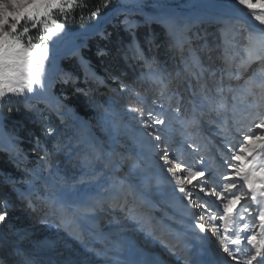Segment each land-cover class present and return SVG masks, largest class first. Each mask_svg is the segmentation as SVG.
<instances>
[{
    "label": "rangeland",
    "instance_id": "1",
    "mask_svg": "<svg viewBox=\"0 0 264 264\" xmlns=\"http://www.w3.org/2000/svg\"><path fill=\"white\" fill-rule=\"evenodd\" d=\"M209 1L108 0L107 6L103 3V8L113 10L123 7L153 14L163 12V15L143 17L118 15L109 26L131 32L139 26L158 24L171 37L176 55L185 50L187 59L183 64L189 66L186 67L188 70L193 66L200 68L195 64L198 62L196 50L205 48L202 41L205 27H215L222 37L223 46L213 69L215 81L212 86L203 81L198 85V91L193 93L191 84L183 83L181 77L176 79L175 84L170 80L165 64L146 63L140 72L141 78L146 81L160 77V71L166 72L164 78L159 80V88L152 99L133 94L136 103L105 100L103 88L113 89L107 84L109 73L104 67L96 71L84 57L83 52L88 50L86 41L78 53H70L57 62H46L42 83L33 85L32 92L22 95L9 93L0 98V144L7 149L0 146V151L7 153V161L18 171L16 178L9 177L10 182L20 184L16 187L18 196L40 201L41 205L38 206L43 207L41 210L46 222L58 218L60 226L65 228V239H62L59 229L52 224L46 231L45 223L42 229L37 224L13 229L7 220L0 221V243L8 247L7 251L21 256L22 264H39L34 260L36 258H45L57 264H154L138 258L147 254L139 249L140 244L142 248L156 250L159 257L163 256L155 261L157 264H165L166 260V264H186L182 257L184 250H180L172 240L164 246L161 241L166 240L163 234L168 235L169 231L176 232L178 239L183 240L195 236L189 205L195 201L203 207L201 217L203 221L207 219L204 222L208 225V232L215 231L218 222V225L224 222L213 218L224 214L223 204L227 202L226 197L231 195L223 191V185L229 182L239 185L236 168L244 162L251 167L247 153L240 154L241 160L231 157L239 152L238 146L245 135L262 132L255 125L264 121V37L251 32V28L239 20L219 21L192 11L195 5ZM216 1L238 4L237 0ZM80 2L78 0V4ZM7 10L15 11L10 5ZM73 10L64 14L55 10L52 18L63 24V29L70 30L68 23L72 22ZM257 10V14L264 11L260 8ZM170 12L178 15L170 19L172 15H167ZM247 16L248 20L264 27L250 13ZM13 22L9 19V23ZM24 26L30 28L27 36L21 37L25 44L28 36L32 37L33 43L41 42V27L31 28V22L26 23V18H22L17 33ZM4 30L10 31L7 25ZM96 37L105 40V29ZM192 42L196 44L193 48ZM98 43L99 40L95 44L97 57L105 53ZM134 48L139 50L136 42ZM183 64L177 65L179 72ZM188 72L193 73L191 70ZM75 82L91 84L90 89L86 86L83 90L91 98L90 119L74 112V106L68 101L71 93H60L67 85L74 92L80 90L74 85ZM180 83L182 92L191 98L194 120L190 115H185L181 107L171 109L166 102L168 88ZM121 91L128 93L124 86H121ZM173 92L181 105L182 92L175 88ZM195 118L200 120L196 121ZM157 120L163 123H156ZM26 124L33 129H26ZM178 145L184 150H177ZM38 151L44 157H36L34 152ZM49 152L62 156L65 165L50 161ZM255 154L264 159L261 149H257ZM256 158L251 160L255 161ZM124 164L130 166L126 176L123 173ZM177 164L181 167L174 176L168 169L175 168ZM121 166L122 173H119ZM188 169L203 171L204 176L197 177L189 184ZM113 176H122L125 182L135 184L142 191L136 196L135 186L132 189L127 186L129 191L124 194L123 200H108L111 213L107 214V218L101 217V223L95 229L97 221L87 205L95 201L93 194L105 195L108 189L114 190L108 187ZM180 187H184L185 192H181ZM201 188L205 191L202 192ZM213 188L221 192V198L211 195ZM231 191L237 194L243 192L240 187ZM246 192L239 202L241 205L246 200ZM242 206L250 210L249 204ZM152 209H160L162 216L173 224L163 219H153ZM246 213L241 210V216ZM248 217L250 222H247L254 226L253 229L256 228L259 221L257 216L253 218L249 214ZM145 220L153 224L154 233H150L157 236L155 241L152 234L141 235L143 229L140 224ZM81 222L94 230L81 227ZM164 226H168L169 230H160ZM219 228L224 234V227L220 225ZM42 232L50 234L45 237ZM87 232H92V235L89 236ZM252 234L256 236L255 246L264 243V234L260 229ZM215 239L212 234L209 235L211 245L220 250L221 244ZM21 240L28 242L21 244ZM72 241L76 244L74 248ZM249 246L250 254H254L255 246ZM76 248H79V252ZM80 249L97 260L85 261L80 256ZM252 264H256V260Z\"/></svg>",
    "mask_w": 264,
    "mask_h": 264
},
{
    "label": "trees",
    "instance_id": "2",
    "mask_svg": "<svg viewBox=\"0 0 264 264\" xmlns=\"http://www.w3.org/2000/svg\"><path fill=\"white\" fill-rule=\"evenodd\" d=\"M255 1V0H253ZM108 2V0H107ZM81 4L84 7L77 6L72 12V22L68 23V28L70 30H75L81 26L91 23L95 17L105 11L108 8H103V3L106 0H81ZM97 9L99 11L97 12ZM93 12H97L93 15ZM114 20V21H113ZM113 23L116 21L113 19ZM104 32V31H103ZM105 34L107 35L105 40H101L99 37L89 40L88 50L84 51L83 55L89 60L92 67L96 71H100L104 67L109 75L107 78V84L113 87L103 88V98L105 100L110 99L117 103H136L133 100V94H138L146 97L147 99H152L157 88H159V80L164 78L166 72H159L160 77L157 79H151L146 81L140 76V72L146 63H155L156 65L165 64L167 68L168 75L171 77L170 80L176 83V79L181 77L183 83L188 82L191 84V91L193 93L198 91V85L206 81L210 86H212L215 81V73L213 72L214 66L219 61V57L222 54L223 40L215 27H205V32L202 36V41L205 43V48H199L196 50L197 63L200 68L196 69L193 66L188 71V65L183 64L186 61L187 56L184 52L182 54H175L172 49V39L167 36L162 27L158 24H151L149 26H139L134 31H125L121 27L108 26L105 28ZM134 37V38H132ZM134 39V40H133ZM99 40V46L104 49L105 53L100 56H96L95 44ZM134 42L138 46V51L134 48ZM195 42H192L191 47H194ZM82 51V50H81ZM186 57V58H185ZM179 63L183 64L181 72L178 71ZM196 69V70H195ZM214 78V79H213ZM200 81V82H199ZM199 82V83H198ZM75 82L74 85L79 88L77 92L73 91L72 87L68 85L64 88L63 93H71V98L68 101L74 106V112L85 118L90 119L91 103L89 93L83 91L87 86L89 89L91 84H78ZM121 86L127 88L128 93H123L121 91ZM178 89L182 92V84L175 87H169L167 90L166 102L169 108L181 107V111L185 115H190L193 118L191 98L187 93L182 92L181 105L178 104L177 98L174 96L173 89ZM82 90V91H81ZM156 97V95H155ZM26 129L32 130L33 128L29 125H25ZM25 137V135H21ZM25 143V142H24ZM182 149L180 146L178 149ZM179 151L181 152V150ZM36 157H44L41 151L34 152ZM50 161L65 165V161L62 156H56L52 152H49ZM18 171L16 167L7 161V153L0 151V215L6 214L5 220H7L8 225H12L13 229L21 228L26 225L37 224L40 229L42 225L47 224L44 229L49 230L51 225H55L59 229V235L62 239H65L64 227L60 226V219L54 218L51 221H45V215L43 210L38 205H41L39 200L34 198L25 199L18 196L16 192V187L20 186L19 183H11L10 176L16 178ZM39 207V208H38ZM45 211V207H44ZM107 218V215L104 214ZM45 237L50 234V232H42ZM66 241V240H65ZM28 240H21V244H26ZM73 248L76 244L72 241ZM79 252V248H76ZM80 256L85 261H96V257L87 254V252L80 249ZM39 264H57L51 262L45 258L34 259ZM0 264H22L21 256L16 255L7 251L3 245L0 243Z\"/></svg>",
    "mask_w": 264,
    "mask_h": 264
},
{
    "label": "snow or ice",
    "instance_id": "3",
    "mask_svg": "<svg viewBox=\"0 0 264 264\" xmlns=\"http://www.w3.org/2000/svg\"><path fill=\"white\" fill-rule=\"evenodd\" d=\"M237 3L245 6L247 9L255 10L260 8L264 10V0H237ZM15 9V11H8V6ZM84 7L83 4H78V0H0V98L5 97L6 94L22 95L25 92H32L33 85H39L42 83V76L45 70V61L49 55V44L54 36L58 35L63 30V24L59 23L56 19L52 18L53 10H58L61 14L72 11L75 7ZM107 6V0L105 3ZM99 9H97V12ZM97 12H93L96 15ZM254 16L256 21H259L261 25H264V11L257 14L255 11L250 13ZM22 18H26V23L31 22V28H42V35L40 37L41 43H33L32 37L28 36L27 44H25L21 37L27 36L30 32L28 26H24L22 31L17 33L18 25ZM9 19L14 21L9 23ZM5 25L8 26L10 31H5ZM17 33L16 35H13ZM135 111V109H133ZM156 123H163L162 120H157ZM256 128L261 129L260 134L245 135L242 142L239 144V152L234 154L231 158L233 160H241V153H247L252 156L257 149H261L264 152V121L257 123ZM159 139V137H157ZM258 142V143H257ZM167 162V153L164 155ZM255 156H253V160ZM180 165L177 164L175 168L169 167L168 171L174 176L177 170L180 169ZM253 164L249 167V164H245L236 168V177L243 181V185H247L249 190L257 187L255 183L256 171L253 169ZM188 183L191 184L192 180L197 177H203V171H193L188 169ZM261 174L264 175V168L261 169ZM225 179H228L227 177ZM180 181V178L177 177ZM182 183V181H180ZM258 187L264 189V181L261 182ZM238 185L234 182L225 183L223 185V191L231 193L230 197H226L227 202L223 204L224 214L219 218L224 221V230L227 233L231 219L233 208L245 197L244 192L237 194L232 192V189H237ZM181 192H185L184 187H180ZM202 192L204 188L200 189ZM191 196V193H188ZM211 195L221 198V192L215 188L212 189ZM261 196H264V191L260 192ZM252 200L256 199L255 194L252 195ZM241 210L248 211L247 208L241 206L237 209L236 216L242 219L240 215ZM6 214L0 215V221H4ZM216 218V217H213ZM203 220V217H201ZM259 219L261 221V227L264 228V210L259 213ZM202 231L205 230L204 225H199ZM246 229H249L248 224H243V227L234 231L233 236H226L221 244L223 251L231 256L234 260L238 259L237 255L229 249L228 244H234L240 246L244 240L248 244L256 245V236L254 234H247ZM241 233H244L243 238ZM227 241V243L225 242ZM264 243L259 246H255V253L247 256L245 264H252L257 259V256L264 258ZM243 251V250H241ZM259 264H264L262 259Z\"/></svg>",
    "mask_w": 264,
    "mask_h": 264
},
{
    "label": "bare ground",
    "instance_id": "4",
    "mask_svg": "<svg viewBox=\"0 0 264 264\" xmlns=\"http://www.w3.org/2000/svg\"><path fill=\"white\" fill-rule=\"evenodd\" d=\"M54 11L55 10H53V12ZM114 11H115V8L113 10L110 9L106 12H103V13L99 14L91 23L86 24L84 26H81L75 30L63 29L61 33L54 36L50 41H48L49 55H48V58L46 59L45 63L46 62H51V63L57 62V61H60L62 58L66 57V55H68L70 53H78L80 51L81 47L84 45V43H86V41H89V40H87V38L89 36H91L94 33L99 35L106 28L105 23L109 19L112 21L114 17L118 16L116 13H114ZM192 11L199 13L201 16H204L207 18L212 17V18L219 20V21H229V20L235 21L237 19H241V20L243 19L246 22L249 21V23H247V25L251 28V32L257 33V34L261 35L262 37H264V27H261L257 22H254V21L252 22L251 20H248L246 16L250 10H248L245 6H242L240 4L230 5L226 1L211 0L209 2H205L202 4L195 5L194 8L192 9ZM119 15H123V14H119ZM162 15H163V13H162ZM167 15H172V17H169V18L173 19V18H176V16L178 14H174L173 12H170ZM151 16H154V15H151ZM262 28H263V30H262ZM41 42H39V43H41ZM0 146H1V144H0ZM1 148H3V147L1 146ZM3 149L7 150L6 148H3ZM253 156H255V158L257 157L256 160L254 161L255 162V164H254L255 168L253 170L256 171L258 169V171L261 172V169L264 168V159L261 156H257L255 153H253L252 156H248V160L253 159ZM240 181H241V184H243V181L242 180H240ZM261 182L259 184H257L255 181L257 187H254L251 190L250 194H248V196H247L248 199H246V201L242 205L255 203L254 205L252 204L254 206L253 208L259 207V205H260L259 201H261V199H264V196L260 195V192L264 191V189L258 187V185H260ZM240 188H242V187H240ZM253 194H255V196H256L255 200H252V198H251ZM257 198H258V200H257ZM242 205L240 203H238L233 208V212L231 214V219H230V223H229V227H228V232L225 234L224 238L226 236H232L234 238V236H233L234 231L242 228L243 224H248L246 222L249 220L248 215L242 216V219H239L236 216L237 209H240V206H242ZM251 215L253 216V214H251ZM249 222H250V220H249ZM223 224H224V222H222V224H221L224 227ZM253 227H252V225L249 226V229H246L245 232L247 234H249V232L253 229ZM200 232L202 235L203 232L202 231H200ZM203 235H204V237H207V235H205V234H203ZM243 235H244V233H241L242 238H243ZM224 238H222L221 241ZM225 242L227 243L226 240H225ZM242 245H243L244 251L248 254L250 251V246L247 243V241L244 240L242 242ZM236 246L237 245H234L231 243L228 244L229 249L232 250L234 253H236V249H237ZM184 251H185L184 252L185 255H182L184 260L187 258V260L197 261L196 257L202 254L201 248H197L196 245H194L193 243L188 242V241L184 245ZM262 251H264V249ZM258 257L260 260L256 264H259V262L262 259H264L260 256H258ZM204 262H205V260L203 262L199 261L197 264H204ZM187 263H189V262H186V264Z\"/></svg>",
    "mask_w": 264,
    "mask_h": 264
},
{
    "label": "water",
    "instance_id": "5",
    "mask_svg": "<svg viewBox=\"0 0 264 264\" xmlns=\"http://www.w3.org/2000/svg\"><path fill=\"white\" fill-rule=\"evenodd\" d=\"M114 13H116L117 15H119V14H134L136 16H151V15L155 16V15L162 14L163 12H159V13L153 14V13H147L145 11H139L137 9H126V8H123V7H118V8H115ZM110 24H111V20L109 19L105 23V27H108ZM96 36H97V34L94 33L91 36H89L87 38V40H91L92 38H95Z\"/></svg>",
    "mask_w": 264,
    "mask_h": 264
}]
</instances>
